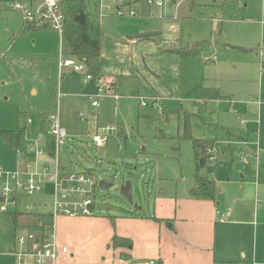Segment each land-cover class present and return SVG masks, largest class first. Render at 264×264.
<instances>
[{"label":"rangeland","instance_id":"rangeland-1","mask_svg":"<svg viewBox=\"0 0 264 264\" xmlns=\"http://www.w3.org/2000/svg\"><path fill=\"white\" fill-rule=\"evenodd\" d=\"M4 1L10 6V0L0 4V130L26 125L30 137L39 138L46 148L36 109L53 101L45 113L53 114L57 104L58 121L69 135L60 148L61 163L76 172L92 170L97 181L113 182L106 189L97 188L99 208L106 206L110 213L146 211L164 187L175 188L180 182L177 177L193 171L191 143L177 139L178 118L184 115L179 109L199 111L204 103L195 105L196 87L200 83L217 85L230 100L208 102L200 114L196 111L189 117L190 127L194 137H216L218 141L213 164L223 199L230 202L233 192L243 191L247 195L248 217L252 218L254 205L260 210L255 222L259 223L257 241L248 226L244 248L248 253L256 244L261 254L263 0H170L161 7L140 2L138 8L132 6L135 13L130 15L115 14L111 0H87L90 18L101 25L103 32L100 64L104 76L100 81L106 84L105 90L110 88L118 95L117 100L100 97L94 108L88 97L96 93L93 81L85 84L83 76L69 68L62 71H69L70 77L60 79L58 60L66 56L61 52L60 32L50 27L21 31V14L4 6ZM144 34L148 37H139ZM196 43L206 52L199 49L200 59H183L167 50ZM207 56L208 60L204 58ZM109 76L113 80L106 78ZM135 93L146 98L147 105H141ZM151 97H157V104L150 103ZM77 113L82 118H75ZM108 125L119 129L105 146H87V138L81 135ZM72 134L80 135L75 143L85 154L72 145ZM25 142V135L20 134L19 146ZM1 144L3 158L11 162L15 150L4 141ZM122 181L130 182V200L120 192ZM52 193L51 182L32 195L17 191L15 206L7 205L6 212L0 211V252L8 253L13 245L16 226L11 213H26L31 206L30 213L48 214ZM2 204L0 201V207ZM31 220L26 215L19 219L22 223Z\"/></svg>","mask_w":264,"mask_h":264},{"label":"crops","instance_id":"crops-1","mask_svg":"<svg viewBox=\"0 0 264 264\" xmlns=\"http://www.w3.org/2000/svg\"><path fill=\"white\" fill-rule=\"evenodd\" d=\"M2 1L0 0L1 5ZM136 5L135 7L138 8L140 3ZM4 6L11 8L9 2ZM37 30L39 29L28 31ZM203 53L205 54L206 52L204 51ZM204 58L208 60V56ZM261 63V69L264 70ZM101 73L103 74L102 71ZM70 74L69 71H62L61 73L59 71L61 80L69 78ZM106 78L113 80L112 76ZM199 85L218 87L217 85H204V83ZM33 94H35V90H33ZM134 95L139 96L138 93ZM229 100L230 98L227 96L226 100L207 101L199 111L196 108L193 112H189L196 114L195 112L197 111L200 114L208 102H227ZM195 105L197 106L196 103ZM52 106L53 101L43 105L41 108H37L36 113L38 115L45 113ZM243 120L244 118H242ZM30 122H32L31 119ZM99 128L96 127L94 130L87 132V134L81 135L87 138V146L92 145L90 137ZM117 128L119 129V127ZM16 129H19L20 132L16 135L13 146L4 138H0V161L12 169L18 166L22 167L21 161L29 160L32 157L31 154L25 153L29 138H31L30 128L25 125ZM20 134L25 135L26 142L23 146H19ZM79 136L72 134L69 138H71L72 142L74 141L72 145L76 149L81 150L75 143V139ZM203 138L216 140V149L218 148L216 137L203 136ZM1 141H4L5 145H9L15 150V158L11 162H7L3 158L5 153L1 151L3 145ZM106 143L96 148H103ZM257 149L259 148L257 147ZM65 151L68 150L65 149ZM81 153L85 154L83 150H81ZM100 158L102 159V157ZM214 160L207 159L205 165L198 171L200 176H209L216 181ZM38 161L49 166L54 163L52 157L47 154L40 156ZM59 163L65 170L72 169L68 164L61 163L60 156ZM210 166L214 167L212 173L207 171ZM194 169L195 165L193 171L189 170L188 175L181 174L177 177L180 182L175 188L167 186L156 194L153 198L152 206H146V211L114 210L110 213L106 206L99 208L100 204L98 208H95L94 214L89 216H56L53 220L56 242L60 246H66L67 248V253L60 255L57 264H264V248L261 254H259L256 244L253 245L252 251L249 250L250 253H247L244 248L248 226L252 227L253 240L257 241L259 223L255 224V222L260 210L254 205L252 218L250 219L247 212V195L239 190L233 192L230 202L223 199V192L220 188L215 200L190 196L189 189L193 185ZM201 169H204L202 174H200ZM156 172H158V175L160 174L159 166ZM254 198L256 203V187L254 189ZM18 214V225L14 228V236L17 231H23L21 227L27 229L37 222L36 218L32 216L34 213ZM220 214H223V220H219ZM23 215L32 218V220L24 222L26 224L20 222L19 219ZM260 223L264 225V222ZM114 235L128 238L131 241V246H111V239ZM0 264H14L13 257L9 252H0Z\"/></svg>","mask_w":264,"mask_h":264},{"label":"built area","instance_id":"built-area-1","mask_svg":"<svg viewBox=\"0 0 264 264\" xmlns=\"http://www.w3.org/2000/svg\"><path fill=\"white\" fill-rule=\"evenodd\" d=\"M111 1L114 4V13L117 15L134 14L135 5L140 2L159 7L170 2V0ZM10 6L21 14L24 28L50 27L58 30L61 36L64 17L60 8V0H10ZM104 13L102 12L101 15ZM61 52L63 53L62 50ZM65 68L71 69L70 72L75 74H81L85 84L94 82L96 93L88 95L91 106L97 107L100 97L109 96L115 100L118 99L114 90L110 88L105 90L106 84L101 82L100 78H93L87 71L85 64L74 56L66 54L64 58H59L58 69L60 73ZM139 99L141 105H147L146 98L139 96ZM150 103L157 104V97H151ZM257 103L261 104L260 101ZM75 116L79 119L83 115L77 113ZM50 118L49 133L54 138L53 165L41 164L38 161L40 156L46 155V149L42 147L39 138H29L25 153L31 154L32 157L29 160L21 161L22 167L7 168L0 162V201L3 202L0 207L1 212L7 211V205L15 206L18 190H24L27 195H32L41 191L46 182H51L53 186L51 212L48 213L52 220L59 215L89 216L94 214L95 208L98 207L96 194L97 188L100 186L93 171L65 170L59 163V150L66 144L68 134L58 121L57 104ZM27 121L30 122V119L28 118ZM241 122L243 123L242 120ZM117 129V126L114 125L100 127L90 137L92 145L94 147L102 146L111 136L116 134ZM209 152L211 153L209 159L214 160L215 150H209ZM30 209L31 206L28 207L27 214H31ZM219 220H223V214L219 215ZM36 224L41 226L40 221H37ZM25 230L16 232L13 245L9 251L14 264H57L60 255L67 253L66 246H60L56 242L53 223L45 233L31 228Z\"/></svg>","mask_w":264,"mask_h":264},{"label":"trees","instance_id":"trees-1","mask_svg":"<svg viewBox=\"0 0 264 264\" xmlns=\"http://www.w3.org/2000/svg\"><path fill=\"white\" fill-rule=\"evenodd\" d=\"M60 8L64 17L63 30L61 32V50L65 54L74 56L79 61H82L87 67V71L93 78H101L103 74L100 69L101 58V42L103 32L101 25L98 22H93L90 18L87 0H60ZM34 30L39 28L21 26V31ZM140 38H146L148 35H139ZM200 43L186 45L184 47L167 48V50L177 53L181 58H199L200 59ZM264 68V61L261 63ZM227 96L220 92L218 87H205L198 85L195 90V103H205L212 100H226ZM184 112L183 117L178 118L177 138L180 140H188L191 143L194 160L193 185L189 189V195L196 198H204L215 200L219 192V186L214 178L209 176H200L198 171L203 167L211 156L209 150H215L217 142L214 139L194 137L192 135L189 117L193 114L184 108H180ZM40 127L46 137V154L50 157L54 155V138L49 133L50 115L40 113ZM20 132L19 129L7 131L1 130L0 136L4 138L11 146L14 144L16 135ZM208 173L214 171V167L207 168ZM14 225H18L19 214L11 213ZM36 220L41 222V226L33 224L31 229L45 233L52 226L53 220L49 214L37 213L33 214ZM14 226V227H15ZM111 246L130 247L131 241L128 238L114 235L111 239Z\"/></svg>","mask_w":264,"mask_h":264},{"label":"water","instance_id":"water-1","mask_svg":"<svg viewBox=\"0 0 264 264\" xmlns=\"http://www.w3.org/2000/svg\"><path fill=\"white\" fill-rule=\"evenodd\" d=\"M112 185H113V182H106L105 180L99 181V186L103 189H106ZM130 186L131 185L129 181H122L120 183V192L126 195L129 198V200L131 198V187Z\"/></svg>","mask_w":264,"mask_h":264}]
</instances>
